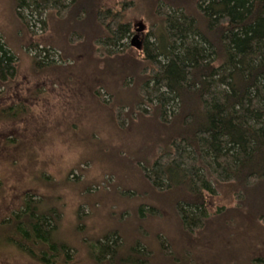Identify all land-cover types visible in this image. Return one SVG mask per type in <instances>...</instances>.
Listing matches in <instances>:
<instances>
[{
  "label": "trees",
  "instance_id": "trees-1",
  "mask_svg": "<svg viewBox=\"0 0 264 264\" xmlns=\"http://www.w3.org/2000/svg\"><path fill=\"white\" fill-rule=\"evenodd\" d=\"M109 3L18 0L16 5L74 11L75 22L83 21V13L94 17L93 25L100 26L94 35L96 44L108 51L106 63L114 70L111 63L123 59L117 60L121 50L114 52L111 47L120 48L133 29L125 21L127 4ZM155 3L153 18L158 21L151 20L157 28L155 42L150 45L146 40L142 50L121 63L119 73L134 81L139 99L151 106L157 102L155 108L163 110L155 115L167 128L166 137L147 178L156 189L169 192L185 238L193 240L200 234L198 247H215L227 227L246 230L251 222L264 227V0ZM159 5L168 6L171 13L159 12ZM18 66L0 34L1 87L15 80ZM167 105L174 107L170 121L163 119ZM26 114L23 104L0 109V119L7 121ZM220 187L236 202L211 215L209 197L217 195ZM139 215H144L142 207ZM61 225L58 204L27 192L19 206L0 220V246L13 247L34 264H74ZM225 237L216 248L218 256L227 253L234 264H240L232 253L238 247L232 251L233 240ZM121 238L120 232L112 231L90 243L93 264L155 261L153 250L147 255L139 241L128 244ZM259 242L261 247L252 246L243 264H264V232ZM158 250L154 264H194L189 250L173 248L171 254H164L160 245Z\"/></svg>",
  "mask_w": 264,
  "mask_h": 264
},
{
  "label": "rangeland",
  "instance_id": "rangeland-1",
  "mask_svg": "<svg viewBox=\"0 0 264 264\" xmlns=\"http://www.w3.org/2000/svg\"><path fill=\"white\" fill-rule=\"evenodd\" d=\"M17 1L0 0V34L19 61L15 80L0 86V109L23 104L27 114L0 119V220L25 193L34 192L60 206L61 237L72 247L74 264H93L89 244L112 231L128 244L139 241L147 255L153 250L151 264L159 245L164 254L189 250L194 264H234L216 249L229 236L232 251L238 247L232 253L243 264L252 246L261 247L260 223L251 222L246 230L227 227L215 247L200 248L198 231L193 240L181 231L169 192L147 178L166 137L167 128L155 115L163 110L139 99L134 81L122 78L119 69L136 53L132 40L140 21L146 26L140 41L155 42L151 20L157 0H110L111 6L127 4L125 21L133 29L120 48L111 47L121 50L117 60L123 59L111 63L114 70L106 63L108 51L96 44L100 26L93 25L94 17L83 13V21L75 22L74 11L17 8ZM158 10L171 13L165 5ZM165 110L163 119L170 121L174 107ZM235 202L220 187L208 209L213 215ZM0 264L34 263L13 247L0 246Z\"/></svg>",
  "mask_w": 264,
  "mask_h": 264
},
{
  "label": "water",
  "instance_id": "water-1",
  "mask_svg": "<svg viewBox=\"0 0 264 264\" xmlns=\"http://www.w3.org/2000/svg\"><path fill=\"white\" fill-rule=\"evenodd\" d=\"M139 29H137V34L134 36L132 40V46L137 50H142L143 43L140 41V34L145 31L146 26L140 21Z\"/></svg>",
  "mask_w": 264,
  "mask_h": 264
}]
</instances>
